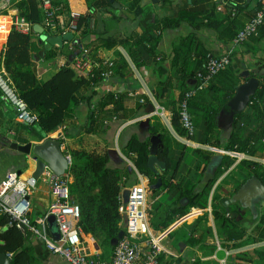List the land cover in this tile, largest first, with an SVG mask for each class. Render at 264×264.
I'll return each mask as SVG.
<instances>
[{"label": "trees", "instance_id": "trees-1", "mask_svg": "<svg viewBox=\"0 0 264 264\" xmlns=\"http://www.w3.org/2000/svg\"><path fill=\"white\" fill-rule=\"evenodd\" d=\"M132 1L131 7H134L137 0ZM160 2L166 9L165 13L156 17L154 15L153 18L149 10L137 14L139 27L129 40L105 36L101 47L108 49L116 44L121 45L136 69L143 68L146 72L149 71L145 83L159 87V93L153 91L154 98L160 100L161 96L170 91V99L163 104L173 105L176 102L177 105L183 93L197 84L196 72L203 69L205 55L210 52L198 31L209 30L217 41L229 45L236 31L243 27L258 5L254 1L252 14H250L248 5L251 0H225L222 12L215 10L216 2L213 0H181L179 3L173 0H160ZM94 4L96 0H93L91 6ZM9 6L31 25V29L28 34L11 29L6 35L0 50V68L3 69L5 83L23 102L26 110L36 116L33 124L40 132L55 131L65 125L66 113L78 100L77 92L80 88L89 84L90 81L95 83L101 80L97 78V75L93 79H87V76L81 72L78 73V70L75 74L76 69L67 65L66 67L61 66L49 78L40 81L34 73L31 55L37 53L41 47L36 41H32L34 34L39 36L42 33L32 30L34 24L42 27L41 0H9ZM230 9H234L232 15ZM1 13H5V10ZM86 17L87 14L79 13L77 29L84 25ZM182 25H186L188 32L176 37L171 42L168 56L164 55L158 48L161 35L163 32L176 30ZM42 30L45 29L42 27ZM261 39H264V19L254 34H250L244 40V44L247 45L248 50H252L251 46L255 44L256 47ZM42 53L47 59L55 54L51 49H42ZM114 55L112 62L115 65L111 67V78L114 80L119 78L122 81L126 73L127 62L118 51ZM247 78L248 76H245L242 81ZM239 83L240 77L237 76V69L232 67L230 58L228 66L216 73L202 90L196 91L187 99L186 107L193 125L191 136L195 135V142L222 151L243 153L246 156L262 154L264 153V75L260 77L257 87L248 97L246 106L242 110L232 112L230 129L224 137L220 134V129L216 124L217 116L222 109H225L227 100L233 95ZM173 89L176 90L175 99L172 95ZM137 95L139 96V92ZM122 96V92L106 91L102 95L105 100H101L100 107L111 103L114 107L112 111L115 112L116 107L121 104ZM89 119L87 127L91 130L94 122L92 114L89 115ZM170 125L177 134H183L176 107L172 108ZM148 131L149 133L159 132V146L155 150V155L164 162L165 166L160 177L163 178L166 175L167 179H174V182L161 179V184L150 190L156 195L163 190L174 192V194L179 193V197L186 198V207H204L205 196L213 180L222 172V169L231 165L234 158L223 155L218 166L213 170L212 177L206 180L201 191L193 194V186L190 189L187 188L192 170H185V173L179 177L178 172L180 169L183 171L185 164L193 162L197 163L192 168L198 169L201 161L203 163L207 161L206 154L198 148H192L191 152L194 155L189 157L187 147L172 141L167 130L162 128L155 119L148 127ZM37 139L41 140V137L37 136ZM62 141V138H59V143ZM123 149V155L130 159L137 172L148 177L147 184L155 183L156 178L152 177L154 174L146 165L149 153L147 141L139 140L132 135ZM66 152L70 157L67 190L71 200L79 207V218L76 223L81 228V237L89 234L97 247L103 246L111 252L114 245L112 241L120 230L116 226L117 195L125 181L126 169L122 166H111L105 150L99 151L80 144L74 148H67ZM179 165L180 168L177 169ZM202 171L197 173L196 183L201 179ZM233 173L242 181L254 175L264 186V164L240 159L233 168ZM191 194H193L192 197H190ZM214 215L218 225L224 226V231L228 233L225 238H240L241 234H245V231L238 229L234 222L216 213ZM29 216L32 219L38 215L32 214L31 210ZM261 219L253 228V232L256 233L253 239L257 241L264 239V223L262 224ZM7 222L8 217L0 214V253H12L10 264H31V255L24 246L27 234L24 239L19 228L13 223L7 225ZM192 241L196 242L197 239H192ZM18 249H20L19 252H17ZM158 260L159 264L169 263L168 260L162 262L161 255Z\"/></svg>", "mask_w": 264, "mask_h": 264}, {"label": "crops", "instance_id": "crops-1", "mask_svg": "<svg viewBox=\"0 0 264 264\" xmlns=\"http://www.w3.org/2000/svg\"><path fill=\"white\" fill-rule=\"evenodd\" d=\"M101 1L102 2H98L96 0V4L91 6L93 0H50L52 6L56 9L57 31L56 33H50L42 30V32H45L43 37L34 34L32 38L39 44L41 43L39 41L40 38H42V43H44L46 38L59 37L60 43L46 42L44 44H48L50 47H40L37 53L32 54L33 70L39 79L50 65L54 68L53 73L61 66L66 67L69 64L70 68H74L71 64L72 60L80 56L83 50L90 60L99 61L100 59H105L111 62L114 61V54L118 51L127 62V67L125 69L126 73L122 80L123 82L116 76L115 78H117V80L109 78L108 80L95 82V85L93 84L90 86L87 84L80 88L77 92L78 100L71 105L70 110L66 113L67 120L65 121V125L55 131H49L47 133L41 132V139L51 137L59 140V138H62L63 141L59 143V148L62 150L63 154L67 153L66 150L68 147H77L79 143L85 146H91L99 151L105 150L108 154L109 164L111 166H122L126 169L125 181L122 183L123 188L121 189L122 194H124V187L134 183L138 178L137 170L133 167L132 163L131 166L126 161H130V159L122 153L124 145L128 138L133 135L139 140L147 141L148 154L155 155V150L159 146V132L149 133L148 131V127L152 125L153 119L159 122L162 128L167 130L172 141L178 142L191 149L198 148L200 149L199 151L204 152L208 157L207 161L204 163L202 161L200 162L198 169L196 168L194 170V168H192L197 163L193 162L185 164L183 171L180 169L178 172L179 177V175L181 176L182 173H185V170H192L187 188L190 189V187L193 186V194L201 191L203 184L212 177L213 170L218 166L212 169L208 168L210 158L213 154L219 152L222 156L228 155L234 158L231 165L225 169L221 168L222 172L213 180L205 196L204 207H186V198L179 197V193L174 194V192L171 193L165 190L158 192L159 194L156 195L157 197H154L155 199L160 198V205H163L165 208L163 212L164 220L160 223L161 229L158 230V232L168 230L161 239V245L166 250L165 253L161 255V260L162 262L168 260V264H264V239L259 241L253 239L256 237V233L253 232L254 226L259 223L260 218H262V224L264 223V212L262 211L264 205L260 208L259 216L252 217L247 210H244V214L235 212V205H228V208L225 209L218 204V199L221 196L229 195L230 191L237 186L234 180L236 179L238 184L240 183L239 181L242 180L240 177H235L236 175L233 173V168L240 160L236 158V153L238 152H229L226 154L218 148L187 140L184 138L183 134H177L170 125L171 111L172 108L176 107V102L173 105L170 103L163 104V102L170 99V91L161 96L160 100L154 98L153 91L159 93V87L157 85L150 86L149 83H145V78L148 79L149 71L146 72L143 68L136 69L121 45L116 44L108 49L101 47V42L105 36L129 40L138 30L139 23L137 14H141V9L148 7L151 17L153 18L154 15L155 17L158 15L156 13V7L149 6L146 0H137L134 7H131L132 0ZM158 1L160 0H149L150 4L153 5ZM213 1L215 2V0ZM174 2L179 3L181 0H176ZM253 7L254 1L251 0L248 5L250 14H252ZM10 8L12 7L10 6ZM70 11L87 14L84 25L80 26L77 31L73 33L66 32L65 30ZM14 12L17 13L15 9ZM132 15H135L136 20L128 21L131 19ZM7 18L8 15H5L4 19L6 21ZM120 20L127 22L128 27H111L114 22L118 23ZM107 27L111 28V35H105ZM117 29H122L123 31L117 33ZM187 29L186 25H182L176 30L167 31L162 34L158 45L159 50L162 51L164 55L168 56L171 42L176 39V37L185 35L188 32ZM67 33H70V36L64 38L63 35ZM198 34L210 52L219 54L226 50L227 45L217 41L211 31L202 29L198 31ZM5 38L6 30L0 33V50L4 44ZM244 42L245 41L237 48H234L235 50L232 52V67L237 69V76L240 77V83L243 82L242 79L245 77L243 74L244 72H247L246 76H248V78L254 77L258 81L260 77L264 75V39L258 41L256 47L255 44H253L251 46L252 50H248ZM42 49H51L55 54L52 58H44ZM113 64L115 65V63L112 62V66H114ZM1 70L3 69L0 68V71ZM74 72L77 74V70H74ZM150 84H152L151 81ZM117 85L123 88V92L132 90L135 92V95L129 97L123 93L121 104L116 107L115 112L112 111L114 107L111 103H107V105L100 107L101 100H105L102 98L103 93L106 91L111 92L114 86L115 90H117ZM87 87L92 88L90 90ZM137 92H139V96ZM175 92L176 90L173 89L172 95H174V99ZM140 98L142 102H139ZM148 104L153 106L152 110L147 111L149 108ZM228 109L226 107L222 109L216 118L217 127L220 129V134L223 137L230 129L232 113H230ZM91 114L94 122L92 129L88 130L87 125L90 122L89 115ZM16 115L17 112L14 106L9 102L5 89L0 87V152L4 147L11 151L13 150L9 148L7 140L17 144H23L25 142L37 143L40 141V139H37L38 135L36 131L31 128L32 124L26 125L21 123ZM124 129L127 130L123 132L121 142L117 147L115 141L116 134L118 132L122 133L121 131ZM66 134L68 135L64 136ZM74 142L76 145H73ZM70 144H72V146H68ZM13 151L17 153L13 161L7 162L1 166L2 161L0 159V180L8 171H14L21 177L31 175L33 163L26 161L24 154L16 150ZM241 159L253 160L260 164H264V153L255 154L253 156L244 155ZM153 167L155 168V172H152L154 174L152 177L156 179L160 178L159 185L161 184V179L174 182V179H167L166 175L161 178L160 176L163 170H160L155 164ZM176 168L179 169L180 165ZM200 171H202V176L196 183V175ZM43 175L47 176L48 179L49 174L46 170H42L37 178ZM145 177L148 182V177ZM47 179L45 180L46 183ZM146 185L150 187L154 185V183H148ZM193 194H191L190 197H192ZM49 200L50 195L48 193V187H37L29 196L31 207L36 209L35 213L37 215L43 213ZM214 213L234 222L238 229H243L245 231V234H241L240 238L235 237L236 239L234 237L225 238L228 233L224 231V226L218 225ZM116 226H118L120 230L123 228L122 223L117 225L116 222ZM45 230L49 236L55 238L56 232L53 221L51 223L49 222V224L47 220L45 221ZM178 231H180L178 234L172 237L170 236L172 233ZM26 234L27 238L24 246L31 255V264H66L58 256L47 252L39 239L31 236L28 232H26ZM83 238L86 239L87 242L92 239L89 234H86ZM192 239H197V241L193 242ZM110 254V251H102L99 253L100 258L103 260H108Z\"/></svg>", "mask_w": 264, "mask_h": 264}, {"label": "built area", "instance_id": "built-area-1", "mask_svg": "<svg viewBox=\"0 0 264 264\" xmlns=\"http://www.w3.org/2000/svg\"><path fill=\"white\" fill-rule=\"evenodd\" d=\"M258 5L254 14L244 23L243 27L238 29L231 39L226 50L220 54L208 52L205 55L203 69L196 72L195 80L197 84L185 91L182 98L178 101L176 108L180 127L183 131L185 139L193 133V125L191 117L188 114L186 101L196 91L202 90L207 82L219 71L223 70L230 64V56L234 47L239 46L250 34H254L257 27L264 19V0H254ZM215 10L222 12L225 0H215ZM5 10V13H1ZM42 27L48 31L56 33V9L52 6L50 0H41ZM231 15L234 9H230ZM8 15L7 21L4 19ZM79 12L70 11L66 23V32L77 31V20ZM13 29L22 34H28L31 25L24 21L22 17L14 12L9 6V0H0V33L6 30V35ZM90 60L85 51L72 60V66L87 76V79L97 78L108 80L112 76V62L104 60ZM70 66V64H69ZM85 74H84V73ZM95 85L93 81L89 85ZM0 87L5 89L9 102L14 106L17 112V118L21 123L31 125L36 120L34 114L29 113L23 102L18 99L5 83L3 70L0 71ZM113 93H125L131 97L135 95L132 90L123 92V88L117 85V90H111ZM142 102V99H139ZM230 151H224L228 154ZM63 153V152H62ZM70 164L69 154H63ZM244 157L243 153H236V158ZM131 165L129 160H126ZM132 166V165H131ZM47 179L48 193L50 200L47 202L42 214L30 218L31 203L29 196L36 188V178L28 175L26 177L19 176L14 171H8L0 180V214L8 217L7 225L19 224L25 226L26 231L33 237L40 240L44 249L50 254H54L61 258L66 264H159L158 257L165 253V249L161 245V239L168 230H163L153 234L150 231L146 220V200L145 187L147 178L141 173H137V180L124 187L125 194L117 195V225L122 223V235L113 245L108 260L100 258L98 247H94L93 240L87 242L81 237V228L77 225L79 218V207L71 200L67 190L69 182L68 169L62 176H55L49 173ZM47 216L53 218L55 227V238L49 236L45 230V221ZM89 246H88V245ZM12 253H6L5 256L11 257Z\"/></svg>", "mask_w": 264, "mask_h": 264}, {"label": "water", "instance_id": "water-1", "mask_svg": "<svg viewBox=\"0 0 264 264\" xmlns=\"http://www.w3.org/2000/svg\"><path fill=\"white\" fill-rule=\"evenodd\" d=\"M32 30L36 33L42 32V27L38 24L32 25ZM70 36V33L63 35L64 38ZM42 42V38L39 39ZM46 42H55L60 43L59 37L55 38H46ZM247 72H244L246 76ZM258 81L254 77H249L245 81L238 84L235 88L233 95L227 100L225 107L232 113V111L242 110L247 102L248 97L252 95L255 88L257 87ZM149 108L147 111L152 110L153 106L148 104ZM37 131L38 128H37ZM42 137V135H39ZM9 148L16 150L25 155V160L33 163V170L31 176L37 178L39 173L43 168H46L49 173L54 174L55 176H62V174L67 171V161L65 156L62 153V150L59 148V140L51 137L42 138L37 143L25 142L23 144H17L15 142H9L7 140ZM220 150V149H219ZM222 158L221 153H215L210 158L208 168H215L219 161ZM158 166L160 170H164V162L158 160L154 154H148L146 159V165L151 172H155L153 165ZM160 183V178L156 179L154 185H151L150 188L158 187ZM126 189H124L125 194ZM218 204L223 208L227 209L228 205H235V212L239 214H244V210H247L252 217L259 216L260 208L264 205V186L263 184L254 176L250 175L245 178L234 190L230 191V194L227 196H221L218 199ZM48 224L53 221L51 216L47 218ZM18 228L22 234V237H26V229L22 224L18 225ZM122 235V230H119L116 234L115 239L112 243L115 244L116 240ZM94 247H97L94 244ZM20 249L17 250L19 252ZM10 258L5 256L4 253H0V264H10Z\"/></svg>", "mask_w": 264, "mask_h": 264}, {"label": "rangeland", "instance_id": "rangeland-1", "mask_svg": "<svg viewBox=\"0 0 264 264\" xmlns=\"http://www.w3.org/2000/svg\"><path fill=\"white\" fill-rule=\"evenodd\" d=\"M173 1H176V0H173ZM146 3H148L149 6H155L156 7V13L158 15L159 14H162V13H165V11H166L165 7L163 6V4L160 1L154 3V5L153 4H150L149 0H146ZM148 9H149L148 7L142 8L141 9V12L143 13L145 11H148ZM136 12H137V10H136ZM133 20H136L135 15H132L131 16V19H129L128 21H133ZM114 23H113L114 25L112 24L111 27L112 26H114V28L115 27L116 28H126V27H128V23L125 22L124 20H120L118 23H116V22H114ZM121 31H123V30L122 29H117L116 30L117 33H120ZM111 33H112L111 28H108L107 27L106 30H105V35H111ZM164 33H166V32H163V34ZM44 35H45V32H42L39 35V37L40 36L43 37ZM33 40H35V39L32 38V41ZM39 46L45 47V48L50 47L48 44H44L42 42L39 43ZM104 60L105 59H100L98 63H101ZM53 70H54V68H52L51 65H50V67L48 66L46 72L39 78V80L40 81H44L47 78H49L50 75L53 73ZM78 73H79V71H78ZM87 88L91 90L92 87H87ZM31 128H32V130L36 131V133H37L38 136L40 134H42L40 131H37V126L35 124H32L31 125ZM126 130L127 129H124V130L121 131L122 133L118 132L116 134L115 141H116L117 147L119 146V144L121 142V138H122L123 132L126 131ZM194 139H196L195 138V135L191 136L188 140L194 141ZM73 145H76L75 142L73 143ZM78 145H80V143ZM68 146H72V144H70ZM87 147H91V146H87ZM68 148H70V147H68ZM191 150L192 149H190V148L187 147V153H188L189 157H192L194 155L191 152ZM16 154L17 153L14 152L13 150L11 151V150L7 149L6 147H4V149L0 152V159L2 161L1 166H3V164H6L7 162L13 161L15 159ZM46 179H47V176H44V175L43 176H40L39 178H37L36 179V188L37 187H40V188L47 187V183L45 181ZM234 182L237 183L238 181L235 179ZM150 189H152V188L147 187V185H146V187H145V200H146V212H145V216H146V220L148 222L150 231L153 234H156L158 232V230L161 229L160 223H162V221L164 220V218H163V212H164L165 208H164L163 205H160V198H158V199H155L154 198V197H157L156 196V193L154 191L150 190ZM31 210H32V214H34L36 212V209L34 207H31ZM262 211L264 212V209ZM179 232L180 231L175 232V233H172L170 236L172 237L175 234H178ZM98 249H99L100 252H102V251L109 252L110 251L109 249H105L103 246L98 247Z\"/></svg>", "mask_w": 264, "mask_h": 264}, {"label": "flooded vegetation", "instance_id": "flooded-vegetation-1", "mask_svg": "<svg viewBox=\"0 0 264 264\" xmlns=\"http://www.w3.org/2000/svg\"><path fill=\"white\" fill-rule=\"evenodd\" d=\"M239 182L241 183V182H242V180H240ZM240 183H239V184H240ZM239 184H238V185H239ZM235 188H236V187H235Z\"/></svg>", "mask_w": 264, "mask_h": 264}, {"label": "clouds", "instance_id": "clouds-1", "mask_svg": "<svg viewBox=\"0 0 264 264\" xmlns=\"http://www.w3.org/2000/svg\"><path fill=\"white\" fill-rule=\"evenodd\" d=\"M27 232V231H26ZM4 254H6V253H4ZM10 259H11V257H10Z\"/></svg>", "mask_w": 264, "mask_h": 264}]
</instances>
